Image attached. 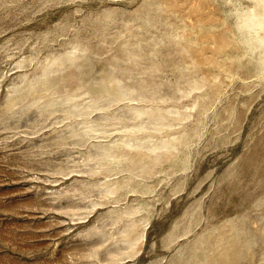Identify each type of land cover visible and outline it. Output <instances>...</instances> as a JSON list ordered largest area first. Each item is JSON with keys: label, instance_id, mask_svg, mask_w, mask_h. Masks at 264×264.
Segmentation results:
<instances>
[{"label": "rangeland", "instance_id": "374dc122", "mask_svg": "<svg viewBox=\"0 0 264 264\" xmlns=\"http://www.w3.org/2000/svg\"><path fill=\"white\" fill-rule=\"evenodd\" d=\"M249 9L0 0V264H264L263 50L194 46Z\"/></svg>", "mask_w": 264, "mask_h": 264}, {"label": "bare ground", "instance_id": "6f19581e", "mask_svg": "<svg viewBox=\"0 0 264 264\" xmlns=\"http://www.w3.org/2000/svg\"><path fill=\"white\" fill-rule=\"evenodd\" d=\"M264 1V0H262ZM248 12L244 14V16L238 15L236 19L234 20V23L232 27L230 28H219V31L214 36V41L210 39H205L204 37H199L198 43H194L195 47H202V45H207V48H209L210 44H216V47L211 48V53H214L215 56L212 58L214 62L217 63L218 66H224V63H228L227 59L231 60L235 58V54L231 50H227V44L222 45L224 42L231 41L234 39H240L238 41L239 43L245 42V44L253 43L257 47L262 48V53L264 55V13H262L261 9H249ZM188 20H192L193 15H187L186 16ZM243 31L244 34H241ZM244 35V38L241 39L240 35ZM194 34L189 36L185 39V42H193ZM215 38L217 40L215 41ZM249 39V40H247ZM247 40V41H246ZM256 42V43H255ZM239 46V45H237ZM244 55V51L242 53ZM207 56V55H204ZM227 58L226 60H222L223 58ZM260 66L264 67V57L261 60ZM150 137V136H147ZM146 137V138H147ZM145 138V137H143ZM172 146H176L175 144H172Z\"/></svg>", "mask_w": 264, "mask_h": 264}]
</instances>
